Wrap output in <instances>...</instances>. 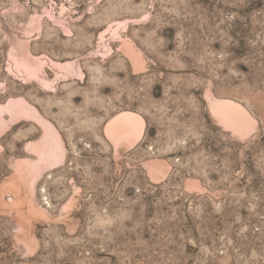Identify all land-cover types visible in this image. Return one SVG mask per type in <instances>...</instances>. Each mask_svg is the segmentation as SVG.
<instances>
[{
    "label": "rangeland",
    "instance_id": "1",
    "mask_svg": "<svg viewBox=\"0 0 264 264\" xmlns=\"http://www.w3.org/2000/svg\"><path fill=\"white\" fill-rule=\"evenodd\" d=\"M20 99L62 160L0 115V264H264V0H0Z\"/></svg>",
    "mask_w": 264,
    "mask_h": 264
},
{
    "label": "bare ground",
    "instance_id": "2",
    "mask_svg": "<svg viewBox=\"0 0 264 264\" xmlns=\"http://www.w3.org/2000/svg\"><path fill=\"white\" fill-rule=\"evenodd\" d=\"M27 55V54H26ZM32 59V58H31ZM37 60V59H36ZM28 61V60H26ZM33 62V60H32ZM24 63V62H23ZM31 63V62H30ZM38 63V61H37ZM36 63V64H37ZM67 63V62H66ZM29 64V62H28ZM26 63L25 66L28 65ZM35 64V65H36ZM43 64V63H42ZM30 65V64H29ZM33 65V64H32ZM35 65H33L35 67ZM38 65V64H37ZM44 66V65H43ZM53 66V65H52ZM63 66V65H61ZM33 67V69H35ZM56 67H58L56 65ZM64 67L66 68H70V63H67L64 65ZM28 68V66H27ZM60 68V67H59ZM26 69V67H25ZM32 69V68H31ZM33 69L31 70V74L33 73L35 76V73L33 71ZM71 70V69H70ZM28 71V70H27ZM26 71V73H27ZM75 71V70H74ZM30 72V71H29ZM27 75V74H26ZM38 76V74H36ZM40 75V74H39ZM28 77V76H27ZM28 79V78H27ZM36 79V76L35 78ZM39 79V78H38ZM41 79V78H40ZM45 80V79H44ZM40 81V80H38ZM41 83V82H40ZM46 84V83H45ZM45 84H43L45 86ZM212 102L214 105L219 106V110L220 107L223 109L220 110V114L223 115L224 121L226 122V124L230 125H234L235 123L237 124L236 126H244V124H246L245 119H243L242 117L237 116L234 112H233V106L231 105L230 102L227 101H222V100H215L212 99ZM214 109H216V107H214ZM240 109V108H238ZM217 111L218 108L216 109ZM242 110V109H240ZM223 113H222V112ZM243 111V110H242ZM4 112H7L9 115H13V114H23L26 115L27 117L33 119L34 121H36L37 123H39V125H41L42 129H43V135L41 137V139L34 144H29L28 146H30V148L32 149V151L38 155V160L36 162L30 161V165L32 166H37L40 164V162L44 159V158H57L61 155V151H62V146H61V141L59 138V134L55 131V128H53V126L50 124V122H48L45 118H43L39 112L37 111V109L31 105H29L28 103H26L23 99L20 100H9L7 104L5 105H0V115ZM221 115V116H222ZM238 122H237V119ZM248 124V123H247ZM64 150V149H63ZM47 155V157H45ZM63 155V154H62ZM64 157V156H63ZM60 158V157H59ZM62 160V157L60 158ZM29 161V160H28ZM55 162V161H54ZM21 163V162H20ZM42 165V164H41ZM40 166V165H39ZM26 167V166H25ZM34 170V169H33Z\"/></svg>",
    "mask_w": 264,
    "mask_h": 264
}]
</instances>
